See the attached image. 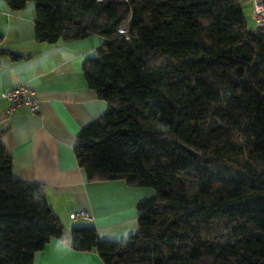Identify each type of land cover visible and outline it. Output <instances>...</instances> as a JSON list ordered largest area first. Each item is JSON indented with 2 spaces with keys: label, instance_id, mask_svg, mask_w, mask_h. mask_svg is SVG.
Here are the masks:
<instances>
[{
  "label": "trees",
  "instance_id": "1",
  "mask_svg": "<svg viewBox=\"0 0 264 264\" xmlns=\"http://www.w3.org/2000/svg\"><path fill=\"white\" fill-rule=\"evenodd\" d=\"M4 1L33 2L38 41L100 37L82 74L107 107L78 132L77 164L88 180L154 190L135 232L109 240L77 224L72 247L105 264H264V29L239 1ZM62 229L0 141V264H32Z\"/></svg>",
  "mask_w": 264,
  "mask_h": 264
},
{
  "label": "crops",
  "instance_id": "2",
  "mask_svg": "<svg viewBox=\"0 0 264 264\" xmlns=\"http://www.w3.org/2000/svg\"><path fill=\"white\" fill-rule=\"evenodd\" d=\"M238 1L246 23L253 22V1ZM33 17L32 6L13 11L0 0V47L22 55L17 60L0 55V141L12 156L13 176L44 184L47 201L63 225L60 237L37 251L32 264H105L94 249L72 247L71 227L91 226L103 239L121 240L136 231V204L146 191L123 179L88 180L74 155L80 129L107 107L82 74L100 37L38 41ZM23 83L35 89L41 110L34 114L20 106L8 114L10 102L1 94ZM81 209L90 218L69 217Z\"/></svg>",
  "mask_w": 264,
  "mask_h": 264
},
{
  "label": "built area",
  "instance_id": "3",
  "mask_svg": "<svg viewBox=\"0 0 264 264\" xmlns=\"http://www.w3.org/2000/svg\"><path fill=\"white\" fill-rule=\"evenodd\" d=\"M253 1V19L258 27L264 29V0ZM3 98L10 102L7 110L8 114L14 112L17 107L23 106L31 113H39L41 110V102L35 89L23 83L4 90L1 94ZM69 217L73 220L90 218L88 212L84 209L72 211Z\"/></svg>",
  "mask_w": 264,
  "mask_h": 264
},
{
  "label": "rangeland",
  "instance_id": "4",
  "mask_svg": "<svg viewBox=\"0 0 264 264\" xmlns=\"http://www.w3.org/2000/svg\"><path fill=\"white\" fill-rule=\"evenodd\" d=\"M26 6H29V7L32 6L33 7V2L32 1H27ZM252 17H253V13H252ZM247 25H248V27H250L253 30H255L257 28V24L255 23V21H253V22H249L248 21ZM136 188H138L141 191H143V190L146 191V194L143 197L150 196V195H152L154 193V190L152 188H150V187L136 186Z\"/></svg>",
  "mask_w": 264,
  "mask_h": 264
},
{
  "label": "water",
  "instance_id": "5",
  "mask_svg": "<svg viewBox=\"0 0 264 264\" xmlns=\"http://www.w3.org/2000/svg\"><path fill=\"white\" fill-rule=\"evenodd\" d=\"M186 149H187V151L190 153V155H191L193 158H197L198 154H197L195 151H193V150L190 149V148H186Z\"/></svg>",
  "mask_w": 264,
  "mask_h": 264
}]
</instances>
